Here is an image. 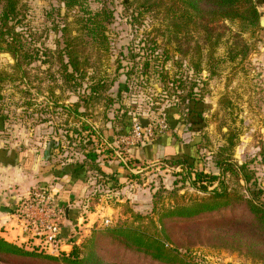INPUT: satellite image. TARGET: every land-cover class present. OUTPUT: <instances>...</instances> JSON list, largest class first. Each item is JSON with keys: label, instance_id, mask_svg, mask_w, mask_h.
<instances>
[{"label": "rangeland", "instance_id": "1", "mask_svg": "<svg viewBox=\"0 0 264 264\" xmlns=\"http://www.w3.org/2000/svg\"><path fill=\"white\" fill-rule=\"evenodd\" d=\"M22 2L25 7L18 17L22 23L17 26L18 31L24 29L31 57L18 67L11 53H0V175L10 173L8 165L14 160L28 152L36 156L48 146L63 159L74 155L77 162L86 161L83 148L89 138L97 149L108 150L97 133L105 139L115 136L111 146L116 149L133 115L166 120L172 114L175 131L161 138L164 156L150 160L155 164L146 162L150 168L139 174V180L128 179L126 169L117 173L118 181L111 187L93 179L79 215L86 218L95 204L94 210L99 211L94 219L96 230L118 223L148 232L162 229L159 216L163 210L212 195L197 190L190 172L162 164L165 157L197 149L198 157L193 156L201 158L206 171L220 174L209 191L227 192L230 203L194 220L166 221L161 232L165 244L190 264H264V226L250 210L252 193L264 207V27L254 30L238 21H211L214 30L208 33L204 30L208 23L199 15L190 24L183 22L179 0H82L81 11L69 10L63 0ZM256 2L264 16V0ZM103 8L111 12L108 18L100 17L105 20L108 47L103 49L86 35L77 47L86 62L76 72L66 48L80 35L78 16ZM67 24L69 29L64 30ZM148 60L155 66L153 75ZM98 79L107 88L90 98L91 86ZM192 95L204 105L202 119L193 126L183 117ZM175 104L181 112L173 108ZM112 149L102 151L101 159L109 168H120V157ZM225 161L233 171L221 174L217 162L224 165ZM126 182L133 184L131 189H125L118 202L111 201L108 193L112 188L123 192ZM20 187L16 186L18 192ZM154 192L160 194L157 208ZM119 203L126 204L125 208L119 207L120 214L106 225V207L117 208ZM127 209L135 215L124 213ZM91 231H84L83 237L92 238ZM90 250L105 264H163L108 236ZM57 262L52 264H66Z\"/></svg>", "mask_w": 264, "mask_h": 264}, {"label": "trees", "instance_id": "2", "mask_svg": "<svg viewBox=\"0 0 264 264\" xmlns=\"http://www.w3.org/2000/svg\"><path fill=\"white\" fill-rule=\"evenodd\" d=\"M179 1L181 3L179 12H181V17L185 18L183 22L190 24L192 23V18L195 15H199L203 18V23H208L204 27V30L208 33H211L214 30V28L210 26L211 23L222 20L238 21L244 28L251 27L254 30L262 29L260 25L261 13L259 12L256 0ZM63 2L69 10L78 8V10L81 11L84 8L82 0H63ZM24 7L25 5L22 0H0V53H11L15 58L16 66L18 67L23 63L28 62V57H31L29 56L30 48L28 46V40L25 38V34L23 32L24 29L21 28L18 31V24L22 23L18 17L22 15L21 13ZM110 15L111 12H109L106 8H103L98 12L91 13L88 16H86V14H79L77 24L80 25V35L70 41L71 44H68L66 48V53L69 56V63L73 66V69L76 72L81 69L80 65H83V63L86 62V60L83 61V57L81 58V55H79V50L77 48L80 43L84 42V37L86 35H91L92 40L100 43L103 49L108 47L106 40L107 37L104 35L105 29H103V25L105 21L104 19L108 18ZM100 17L104 19L101 20ZM68 29L69 24L65 25L64 30ZM148 62H150L148 65L149 73L153 75L156 72L155 66L152 60H148ZM69 76L71 78L73 77L71 74H69ZM106 88L107 87L104 86L103 80H96L94 85L91 86V94L89 97H97L100 95L102 90ZM174 106L175 107L173 108H177L179 112H181L177 104ZM201 106H204L202 99L195 95L190 96L187 106L188 112L183 116L185 123L190 122L193 126L200 122L202 119ZM149 111L151 112L154 110L151 108ZM185 116H187V118H185ZM150 118L154 119L151 116ZM173 119H175V117H173L172 114L166 117L165 121L168 123L169 127L170 125H175ZM97 134L98 141L105 144L109 151L112 148L113 152L116 150L110 145V139L108 140L103 138L104 135L102 133ZM163 137L164 136H160L157 139ZM119 149H121L123 154L126 155L125 161H120L119 163L124 169H126V171H128V179L131 181L139 180V174L143 173L150 167H148V165L140 159L133 156H127L125 149L121 147H119ZM102 151L103 150H100L99 148L97 149L95 147V141L90 140L89 138L88 146L83 148L84 157L86 159L83 163L86 162V164H83V166L80 165V167H85L86 165V170L90 171V173L96 178L98 177V183H108L105 180V177L108 174L105 173L104 169L100 165V163L103 162L101 159L103 155ZM198 159L201 160V158H196L189 152H185L182 156L174 155L173 157H165L161 159L163 161L162 164H167L173 168L181 167L186 172H190L191 174L189 175V178L192 179V184L197 188V190L212 194L208 199H202L191 205L182 206L178 204L163 210L162 215L159 216L162 229L159 230L158 227H156L157 231L148 232L139 226L118 223L105 229L96 230L95 225L93 227L94 230L92 229L91 231L93 234L92 238L91 236H85L80 238L78 241H73L72 248L69 251H61L58 254L47 253L39 250L36 246L27 247L24 244L11 242L3 236H0V264H52L58 263L57 261H64L66 264H105V261L102 258L96 257L95 253L90 250V247L106 236L110 237L112 242L128 249L141 252L156 262L163 264H190L189 262H184L174 249L168 248V245L165 244L161 232L166 227V221L172 219L194 220L197 217L217 211L221 209L223 205L225 206L230 203L227 192H222L217 188L209 191V188L214 184V182L216 180H220V174H209L204 168V164L201 165V161ZM227 163L230 162L225 161L224 165H222V162H217L221 174L233 171V166ZM226 165H229L228 169H226ZM133 168H138L140 170L139 172H133ZM192 174H195L194 179ZM244 179L249 181V176H245ZM206 180L209 181L207 182ZM174 185H178V180H174ZM174 190L179 191L180 188H175ZM252 195L253 200L250 202V210L256 220L264 226V207L258 204V201H260L258 195L255 193H252ZM158 197H160V194L154 192L152 199H154L156 208L159 204V199L157 200ZM108 198L110 197L108 196ZM110 199L112 200V198ZM120 206L125 208L126 204L122 203ZM94 209L95 204H92L90 211H94ZM126 212L131 215H135L134 211L131 209L124 211V213Z\"/></svg>", "mask_w": 264, "mask_h": 264}, {"label": "crops", "instance_id": "3", "mask_svg": "<svg viewBox=\"0 0 264 264\" xmlns=\"http://www.w3.org/2000/svg\"><path fill=\"white\" fill-rule=\"evenodd\" d=\"M130 122V119H129ZM175 126H171L168 132L163 135L164 137L173 132ZM130 128V124L129 127ZM127 131V130H126ZM175 131V130H174ZM110 142H114L116 138L112 134L109 135ZM157 141V142H156ZM156 141L149 143L145 146H139L136 148H131L128 155L133 156L145 163H152L150 160L154 158L163 157L165 154V141L159 138ZM159 142V143H158ZM49 146L45 147L41 153L36 156L32 152H28V156L24 155L19 158L18 161H13L12 165H8L9 174L0 175V236H3L7 240L15 243H22L26 240V236L21 231V225L18 219L15 216L14 208L20 201V199L27 194V192L35 186H45L53 192L57 203L65 207V218L62 223V238L67 242L70 241V237L76 233V231L81 230L82 233L90 232L92 228L97 224L94 222L95 217L99 211H90L87 212L88 216L82 218L80 214L81 202L86 195V192L90 186V182L93 179H97L93 174L91 175L90 171L86 170L83 166V161L77 162L74 160L73 156L68 155L67 151L61 158L57 155V149H52ZM105 153L108 150H103ZM49 153V155H48ZM191 155L198 157L197 149L189 152ZM19 154V152H18ZM107 155V154H106ZM17 159V158H15ZM121 160H118V163ZM101 167L104 169L105 173L108 174L105 177V180L108 182V185L111 187L112 183L118 181L117 173L123 172V166L120 165V168H109V164L104 162L100 163ZM125 170V169H124ZM117 171V172H116ZM119 175V174H118ZM3 179V180H1ZM123 180L118 183L121 184ZM20 185L18 192L16 186ZM133 186L129 185L128 182L122 185L123 192H120L116 188H112L109 192V197L112 200H119L121 194L124 193L125 189H128ZM127 198H132L128 196ZM111 200V201H112ZM112 208L110 205L106 207V210H113L111 219L114 221L118 214H120L118 208ZM104 215V214H103ZM103 217V216H100ZM80 227V228H79ZM78 228V229H77ZM37 239H30L31 244H36ZM66 250H70L71 246L66 244Z\"/></svg>", "mask_w": 264, "mask_h": 264}, {"label": "built area", "instance_id": "4", "mask_svg": "<svg viewBox=\"0 0 264 264\" xmlns=\"http://www.w3.org/2000/svg\"><path fill=\"white\" fill-rule=\"evenodd\" d=\"M142 115L136 114L130 117V128L115 142L116 153L121 161H125L126 155L119 147L125 149L127 155L131 148L139 145H145L160 136L165 135L169 130V125L165 120H155L149 117L148 126H143L140 122ZM112 145V144H110ZM14 213L21 225V231L26 236L22 244L27 247L36 246L39 250L50 254H58L66 250L68 244L72 248L73 241H78L83 237L81 230L76 231L70 241L66 242L62 238V223L65 218V208L57 203L55 196L49 188L45 186L32 187L25 196H23L16 207ZM105 209L104 223L106 225L112 222L111 217L107 216ZM37 239L36 244H31L30 239ZM29 242H26L28 241Z\"/></svg>", "mask_w": 264, "mask_h": 264}, {"label": "water", "instance_id": "5", "mask_svg": "<svg viewBox=\"0 0 264 264\" xmlns=\"http://www.w3.org/2000/svg\"><path fill=\"white\" fill-rule=\"evenodd\" d=\"M260 25H261V27H264V16H261L260 17ZM140 122H141V124L143 125V126H148L149 125V123H150V119H149V117H147V116H141L140 117ZM111 211H113V210H109L108 212H107V216L108 217H111L112 216V212Z\"/></svg>", "mask_w": 264, "mask_h": 264}]
</instances>
